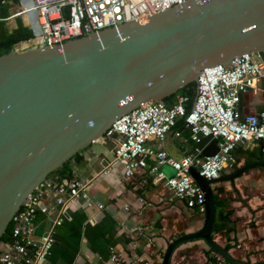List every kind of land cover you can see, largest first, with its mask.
I'll return each mask as SVG.
<instances>
[{"label":"water","instance_id":"water-1","mask_svg":"<svg viewBox=\"0 0 264 264\" xmlns=\"http://www.w3.org/2000/svg\"><path fill=\"white\" fill-rule=\"evenodd\" d=\"M244 54H257L264 62V0H191L144 23L1 54L0 239L39 185L103 139L120 117L142 104L164 101L198 83L204 69ZM218 142L204 137L198 150L212 157L219 152ZM254 166L216 179L191 168L204 192L205 221L169 241L162 264H172L176 253L198 240L228 264H254L234 257L213 238L215 185L228 180L237 189L236 178Z\"/></svg>","mask_w":264,"mask_h":264},{"label":"built area","instance_id":"built-area-1","mask_svg":"<svg viewBox=\"0 0 264 264\" xmlns=\"http://www.w3.org/2000/svg\"><path fill=\"white\" fill-rule=\"evenodd\" d=\"M191 0H3L9 3L11 14L5 21L22 17L33 37L25 42L28 47L55 46L87 35L94 31L117 27L130 22H146L151 16L184 6ZM199 2L207 0H196ZM19 10L13 11L14 5ZM17 27V23L13 28ZM17 49V48H16ZM20 51V50H18ZM22 51V50H21ZM264 80V62L257 54H244L227 65L204 69L197 83V95L188 111L190 97L177 95L173 106L165 102L142 104L120 117L106 132L103 139H114L116 148L111 165L122 167L127 178H134L148 171L156 183L171 188L176 196L186 200L191 208L205 212V196L190 170L196 167L208 179L219 178L221 173L237 163L234 152L239 144L253 140L261 145L264 155V110L243 116L239 110L242 94L256 89ZM182 120L189 130V138L197 143L204 137L219 139V152L206 157L201 150L195 155L176 159L163 149L148 145L152 139L164 141L167 134L175 132L183 138L177 125ZM170 165L175 173L168 175L162 167ZM51 177L42 182L16 213L13 242L3 243L0 264H20L15 251L27 264H43L54 245L52 233L34 240L32 232L39 211L47 212L43 198L52 187ZM93 179L64 178L57 184V200L61 204L85 202L93 206L88 188ZM103 207V206H100ZM58 224L62 220L57 221ZM113 264H123L115 253ZM151 264V263H145Z\"/></svg>","mask_w":264,"mask_h":264},{"label":"crops","instance_id":"crops-1","mask_svg":"<svg viewBox=\"0 0 264 264\" xmlns=\"http://www.w3.org/2000/svg\"><path fill=\"white\" fill-rule=\"evenodd\" d=\"M239 110L243 116L264 110V80L242 94ZM177 127L183 138L173 131L164 141L152 139L148 145L176 159L197 154L198 143L189 138L182 120ZM115 148L114 139H101L69 162L73 178L94 180L88 188L93 206L83 201L58 202L56 188L61 178L51 176L52 187L43 198L47 212L37 213L32 232L34 240L53 234L55 242L43 264H113V253L123 264H162L169 241L203 226L205 212L189 207L171 188L156 183L148 171L127 178L120 165H111ZM234 155L237 163L219 178L247 164L255 166L236 178L238 190L228 180L215 185L229 223L214 231L213 238L238 259L264 263V155L260 143L253 140L240 143ZM162 169L168 175L175 173L170 165ZM18 258L20 264H27ZM172 264L228 263L198 240L176 253Z\"/></svg>","mask_w":264,"mask_h":264},{"label":"trees","instance_id":"trees-1","mask_svg":"<svg viewBox=\"0 0 264 264\" xmlns=\"http://www.w3.org/2000/svg\"><path fill=\"white\" fill-rule=\"evenodd\" d=\"M13 1L14 3H17L19 0H13ZM11 7L12 6L9 3L5 4L3 3V0H0V55L14 50L19 43L29 40L30 38L33 37V33L31 29L26 27L20 19L19 21L16 20L17 21L16 28L10 29L8 27L5 18L10 16ZM27 46L28 44L24 42L18 46V49L26 48ZM177 95H185L190 97L191 101L190 104L188 105V111H189L197 95V82H193L189 84L184 89L179 91L177 94L169 98H166L163 102H165L169 106H173L175 104V98ZM56 174L60 175L61 180H63L64 178H73V175L69 170V162L66 163L62 168H60L56 172L52 173L50 177ZM216 200H217V207L219 210L215 221L214 231L223 229L224 225L229 223L228 221L229 213L225 214V212L221 210L222 202L217 192H216ZM13 231H14V224L13 222H11V224L8 226L6 233L1 237L0 244L1 243L11 244L13 242V236H12ZM260 264H264V263H260Z\"/></svg>","mask_w":264,"mask_h":264},{"label":"rangeland","instance_id":"rangeland-1","mask_svg":"<svg viewBox=\"0 0 264 264\" xmlns=\"http://www.w3.org/2000/svg\"><path fill=\"white\" fill-rule=\"evenodd\" d=\"M19 10V6L17 5V4H15L14 5V7H13V11H18ZM19 19L23 22V19H22V17H19L18 19H16L17 21H19ZM17 21H16V23H17ZM16 23H15V20H10L9 22H8V27L9 28H13L15 25H16ZM17 47V46H16ZM21 51V50H20Z\"/></svg>","mask_w":264,"mask_h":264},{"label":"bare ground","instance_id":"bare-ground-1","mask_svg":"<svg viewBox=\"0 0 264 264\" xmlns=\"http://www.w3.org/2000/svg\"><path fill=\"white\" fill-rule=\"evenodd\" d=\"M24 42H25V41H23V42H21V43H19V44L17 45V47H16L17 50H24V49H26V48L28 47V46H27L26 48L18 49V46H19L20 44L24 43ZM25 43H26V42H25Z\"/></svg>","mask_w":264,"mask_h":264}]
</instances>
